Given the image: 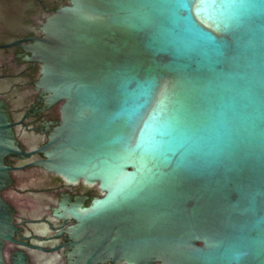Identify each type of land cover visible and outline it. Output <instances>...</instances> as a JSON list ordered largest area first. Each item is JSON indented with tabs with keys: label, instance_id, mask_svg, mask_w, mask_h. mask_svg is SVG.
Instances as JSON below:
<instances>
[{
	"label": "water",
	"instance_id": "obj_1",
	"mask_svg": "<svg viewBox=\"0 0 264 264\" xmlns=\"http://www.w3.org/2000/svg\"><path fill=\"white\" fill-rule=\"evenodd\" d=\"M220 2L69 0L22 45L61 102L34 164L100 191L66 210L73 264H264V0ZM12 126L0 98V191L31 154ZM12 212L0 196V264Z\"/></svg>",
	"mask_w": 264,
	"mask_h": 264
},
{
	"label": "flooded vegetation",
	"instance_id": "obj_2",
	"mask_svg": "<svg viewBox=\"0 0 264 264\" xmlns=\"http://www.w3.org/2000/svg\"><path fill=\"white\" fill-rule=\"evenodd\" d=\"M69 0H0V44L20 40L19 44L0 48V98L8 105L14 136L28 156L8 154L4 164L10 184L0 191L1 199L12 209L15 242L5 241L6 263L20 252L27 264H73L75 242L68 229L76 219L66 212L75 205L87 208L100 196L96 185L83 181L67 182L34 162L42 160L37 152L49 134L60 124L61 102L47 103L36 89L39 63L26 60L22 45L28 38L40 37V22ZM86 233V232H83ZM96 264H124L112 261Z\"/></svg>",
	"mask_w": 264,
	"mask_h": 264
},
{
	"label": "snow or ice",
	"instance_id": "obj_3",
	"mask_svg": "<svg viewBox=\"0 0 264 264\" xmlns=\"http://www.w3.org/2000/svg\"><path fill=\"white\" fill-rule=\"evenodd\" d=\"M225 2H226V0H221L219 6H220V7L225 6ZM201 4H202L203 6H208V5H210V4H211L212 6H217V5H216V0H201ZM183 6H184V7H190V4H188V3H184Z\"/></svg>",
	"mask_w": 264,
	"mask_h": 264
}]
</instances>
